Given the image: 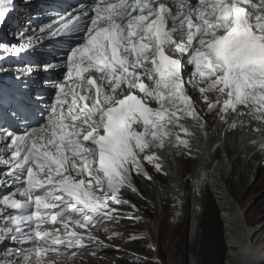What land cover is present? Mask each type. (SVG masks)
I'll list each match as a JSON object with an SVG mask.
<instances>
[{
  "label": "snow or ice",
  "instance_id": "snow-or-ice-1",
  "mask_svg": "<svg viewBox=\"0 0 264 264\" xmlns=\"http://www.w3.org/2000/svg\"><path fill=\"white\" fill-rule=\"evenodd\" d=\"M15 10V0H0V26ZM28 24L13 34L19 43L0 42V74L25 82L10 97L0 89L11 121L0 124V188L9 189L0 194V264L97 257L110 245L91 229L118 225L121 207L138 212L129 193L146 201L135 184L154 182L145 163L167 175L166 146L193 157L194 130L208 136L209 115L225 139L254 124L264 151V0H76L38 31ZM45 39L67 45L56 62H3ZM60 69L44 107L26 81ZM173 195L183 204L179 188Z\"/></svg>",
  "mask_w": 264,
  "mask_h": 264
},
{
  "label": "rangeland",
  "instance_id": "rangeland-1",
  "mask_svg": "<svg viewBox=\"0 0 264 264\" xmlns=\"http://www.w3.org/2000/svg\"><path fill=\"white\" fill-rule=\"evenodd\" d=\"M200 98V96H197ZM197 103V101H196ZM155 105V102H152ZM203 107L205 105L203 104ZM206 110V109H205ZM205 110L201 114H206ZM213 122V121H212ZM210 122V128L214 127L215 122ZM215 152V150L213 151ZM212 152V153H213ZM225 152V151H224ZM218 147L214 156L210 159V167L205 170L206 173L211 171L212 163H216L226 154ZM193 157L183 156L181 163L183 164V171L181 173V194L183 204L179 201L177 209L179 210L174 214L170 199L167 192H162L160 197L156 191V185L166 186V177L156 172V179L149 184V191H152L153 199H146L145 210L148 216L143 215L140 211L134 213L143 219L138 222H133L130 217L134 214L131 209L123 207L119 210L120 223L118 225H110L107 229L93 231L99 235L105 244L110 247L99 249V255L92 257L85 253L81 258L76 261V264H124L122 260L125 259L127 264H138V261L147 259L153 264H184V254L188 255L187 264H201L205 257H210L209 260H216L219 255L218 244L219 237L216 228V210L218 211L221 220V234L224 244V259L222 264H229L228 260V246L227 237L224 228L223 214L224 211L221 205L217 203V199L208 182L205 179L201 186V191L196 192L192 186V177L194 169L197 168V163ZM176 159H179L176 157ZM237 160V159H236ZM196 167V168H195ZM230 166L227 170L226 178L221 180L220 183L224 186L227 196L231 202L237 204L238 209H241L244 226L251 227L253 230L259 229L257 235L250 236L249 242L256 243V238L262 234V224L264 223V174L262 177L252 174L250 169H246L239 175L240 169L243 165L236 163ZM258 164L255 165L257 169ZM209 170V171H208ZM260 171L259 173H262ZM178 175L179 172H176ZM140 182L141 178L136 177ZM137 180V181H138ZM257 182L260 186H257ZM263 186L261 187V185ZM204 187V189H203ZM192 197L195 199L194 203L197 204L196 211L194 212L195 226H191L192 221ZM259 205V206H258ZM196 215V217H195ZM187 219L188 232L186 242L184 241L183 232L184 225ZM148 223L147 225H145ZM262 231V232H261ZM203 233H205L203 235ZM113 234H118L115 238L109 239ZM260 234V235H261ZM264 234V233H263ZM138 235V237H137ZM256 236V238H255ZM140 239L142 237L144 247L151 250L150 256H145L140 251L130 248L129 241L133 238ZM260 242V244H263ZM133 255L137 259H133ZM122 257V260L119 258Z\"/></svg>",
  "mask_w": 264,
  "mask_h": 264
},
{
  "label": "bare ground",
  "instance_id": "bare-ground-1",
  "mask_svg": "<svg viewBox=\"0 0 264 264\" xmlns=\"http://www.w3.org/2000/svg\"><path fill=\"white\" fill-rule=\"evenodd\" d=\"M188 92L192 96L196 91L190 86L188 87ZM194 100V97H193ZM255 125L252 124L248 128H243L237 131H233L227 135L225 139V125L222 123L216 122L214 127L209 128V135L204 136L199 129H195L197 139L192 141L194 158L197 163V168L194 169V174L192 179L193 193L201 191V186L206 179L208 186L217 199V203L221 205L223 214L224 228L227 237V246H228V260L229 264H264V223L262 224V234L255 236L256 243L249 242V237L252 235H257L258 230L260 229H251V227L244 226L243 216L241 209H238L236 203L231 202L227 196L224 186L220 183L221 180L226 178L228 174L227 170L230 169V166L233 167L236 163L243 165L240 169L239 175L242 174L246 169H250L252 174L259 175L262 177L264 174V151L260 150V138L258 134H253L250 131L251 127ZM182 138L184 134L181 133ZM253 140H256L257 143L254 145ZM220 147L224 153H226L222 159L216 163H212L211 171L206 173L205 170L210 167V159L212 155L216 153L217 148ZM198 150V152H197ZM215 150V152H213ZM213 152V153H212ZM212 153V155H211ZM161 158L164 163V167L167 171L166 177V186L162 187L161 185H156V191L158 197L162 192H167L170 199L172 200L171 204L173 213L179 210L177 209L178 201L173 195V190L176 188L180 189L181 192V173L184 170L181 159L183 156H180L171 146H166L165 150L160 153ZM178 157L179 159H176ZM237 159V160H236ZM258 164L257 169L254 170L255 165ZM4 167L0 165V168ZM231 167V169H232ZM262 173H259L262 171ZM209 171V170H208ZM176 172H179L178 175ZM260 186V183L257 182V186ZM263 184L261 185V187ZM204 189V187H203ZM7 187L0 188V194L8 192ZM195 199L192 197V221L191 226H195L194 212L196 211L197 204L194 203ZM259 206V205H258ZM196 217V215H195ZM146 223L145 225H147ZM79 259V258H78ZM174 264V263H173Z\"/></svg>",
  "mask_w": 264,
  "mask_h": 264
},
{
  "label": "trees",
  "instance_id": "trees-1",
  "mask_svg": "<svg viewBox=\"0 0 264 264\" xmlns=\"http://www.w3.org/2000/svg\"><path fill=\"white\" fill-rule=\"evenodd\" d=\"M138 182H139V183H137L138 184V187L143 191L144 196L146 198H148V199H153L152 191H149V189H148L149 188V184H151V183H148V182L144 181L143 179H142L141 182L138 180ZM129 197L134 202L137 203L138 208L142 212H146V210H145L146 201H137L135 197H131V194L130 193H129ZM215 213H216V216H215L216 228H217V234H218V237H219V244H218L219 255L216 256V260L215 261L214 260H212V261L209 260L210 257L209 258L208 257H205L204 261L201 264H222V261L224 259L223 255H224V250L225 249H224V244H223V241H222V234H221V232H222V230H221V220L219 218V215H218V211L217 210H216ZM187 232H188V224H187V219H186L185 225H184V232H183V237H184V241L185 242H186ZM204 234L205 233H203V235ZM137 237H138V235H137ZM129 242L130 243H129L128 246H130V248L135 249L138 252L140 251L145 256H150L151 250H150V248L149 249H146L144 247V244H142L144 242L143 239H142V237L140 239H137V238L131 239ZM188 255H189L188 252H186L184 254V264H187L188 263ZM119 259L122 260V257H120ZM122 261L124 262V264H127L125 262V259L122 260ZM151 264H153V263H151Z\"/></svg>",
  "mask_w": 264,
  "mask_h": 264
},
{
  "label": "clouds",
  "instance_id": "clouds-1",
  "mask_svg": "<svg viewBox=\"0 0 264 264\" xmlns=\"http://www.w3.org/2000/svg\"><path fill=\"white\" fill-rule=\"evenodd\" d=\"M146 83H147V81H145ZM199 94H198V92H195V93H193V95H192V97H194V102L196 103V101H197V106H198V108H199V110L200 111H203V110H205L206 108L205 107H203V102H202V100L200 99V98H198L197 96H198ZM150 106H152V107H156V105H150ZM206 111V110H205ZM206 113V112H205ZM207 119H208V122L210 121V122H217L216 120H214L213 119V117L211 116V115H209L208 117H207ZM212 122V123H213ZM145 167H147V169H148V171L152 174V176L154 177V179H156V177H155V175H156V171L154 170V168L151 166V165H148L147 163H145ZM137 183H139L138 181H137V178H135V184H136V186L138 187V184ZM139 188V187H138ZM146 199H148V198H146ZM127 207V206H126ZM138 207V206H137ZM123 207H121L119 210H121ZM139 209V208H138ZM139 211L143 214V215H146V216H148V213L147 212H142L140 209H139ZM131 213L132 214H134V212H133V210L131 209ZM81 231H83V230H81ZM91 231H96V232H99V230H96V229H91ZM95 234V233H94ZM95 235H97V234H95ZM101 240H102V238L99 236V235H97ZM0 247H2V246H0ZM9 247H10V245H9ZM0 256H2L4 259H7V256L6 255H3L2 253H0ZM78 258H81V257H78ZM78 258H77V260L76 261H78Z\"/></svg>",
  "mask_w": 264,
  "mask_h": 264
}]
</instances>
